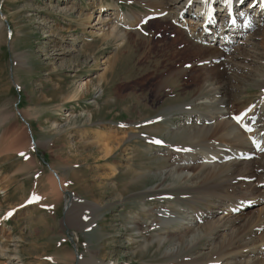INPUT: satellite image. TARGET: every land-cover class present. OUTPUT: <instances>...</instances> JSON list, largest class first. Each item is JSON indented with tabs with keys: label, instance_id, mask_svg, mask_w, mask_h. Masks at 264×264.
I'll use <instances>...</instances> for the list:
<instances>
[{
	"label": "rangeland",
	"instance_id": "rangeland-1",
	"mask_svg": "<svg viewBox=\"0 0 264 264\" xmlns=\"http://www.w3.org/2000/svg\"><path fill=\"white\" fill-rule=\"evenodd\" d=\"M101 1L0 0V264H168L162 256L167 246L148 248L150 237L134 222L150 226L161 207L178 211L176 218L161 219L156 229L168 223L181 237L186 212L190 208V217L195 213L193 201L198 200L195 207L201 211L210 197L188 191L191 182L176 186L172 179L163 180L178 160L168 156L167 146L180 145L171 141L170 133L187 128H174L185 116L179 110L204 112L199 102L212 99L204 86L217 88L222 82L231 87L232 113L259 101L257 85L264 75L261 40L234 46L233 51L241 48L244 53L234 56L235 66L227 60L230 54L199 53L172 20L159 19L166 12L175 18L186 0H107L121 6L126 23L138 11L155 10L147 29L140 24L141 13L139 23L132 21L139 26L136 32L120 27V40L105 39L102 24L95 18L84 20L106 0ZM110 13L107 18L114 20L116 13ZM263 32L262 27L252 36L258 39ZM114 56L121 60L100 81ZM205 61L209 65L200 66ZM170 70L181 78L168 87L161 80ZM79 83H87V90L74 101L64 100ZM94 129L106 133L90 136ZM146 139L163 141L166 147H149ZM182 174L190 178L193 172ZM158 185L160 191L155 192ZM33 195L40 200L28 203ZM258 201L232 227L239 235L232 250L226 246L228 232L222 231L212 241L224 254L219 259L208 262L204 241L180 257L201 254L199 264H264V229L251 233L264 219V202ZM12 209L16 213L7 222L5 212ZM205 223L192 227L186 238L202 233L198 228Z\"/></svg>",
	"mask_w": 264,
	"mask_h": 264
},
{
	"label": "bare ground",
	"instance_id": "bare-ground-1",
	"mask_svg": "<svg viewBox=\"0 0 264 264\" xmlns=\"http://www.w3.org/2000/svg\"><path fill=\"white\" fill-rule=\"evenodd\" d=\"M151 1L153 2L156 0H150V2ZM204 1L210 2V0H204ZM260 1H262V3H260ZM244 2L245 0L244 1L241 0L235 3L233 7L235 8L236 12L233 13L230 10V4L232 3V1L225 0L223 4L224 8L223 10H221L222 13L224 12L223 15L222 13H220L219 17H216V20L221 23L220 25L221 28L219 29L223 30L224 32L220 34L209 35L206 39H204L207 35L202 34V32H199L198 28H200L201 25L198 26L196 25V27L192 28L193 32L190 35L191 46L194 47L201 54H212V53H216L217 50H220L222 53H224L230 50L229 47L225 45L228 41L232 45L235 44L250 45L249 41H243V38L248 36L249 40H254V39L261 40L260 45L262 46V50L264 51V32L261 33V35L260 34L258 35L260 36V38L258 39L252 36V34H254L256 31L258 32L260 29H262V27L264 28V0H249V5L255 2L257 4L259 3L258 7L254 9V12H251V18L248 15H246V11L244 12V10L243 11L240 10L241 7L238 6L239 3H244ZM186 7L188 6L184 5L182 8L179 9L181 11ZM119 10L121 9L114 4H100L97 6L98 12L89 13L87 16H85L84 20L90 23L91 19L95 18L97 23L102 24V28L103 27L104 29L106 28V30H103L101 33L103 38L120 40L121 31L119 30V25L121 22L117 20H115L114 22L111 21L106 22L104 20L107 16L111 15L110 12L113 11L117 12ZM178 16L179 13H177L176 18ZM118 17L119 19L125 20V17L122 16V14ZM165 18L169 20L175 19L174 17L167 16L166 14L164 15L161 14L159 16L160 20H164ZM135 20L137 21L138 19L136 18ZM160 20L155 19L154 23L156 22V24H159ZM139 22L140 19L138 20L137 23ZM60 35L63 36V32H60ZM192 39H196L197 43H194ZM199 39L201 40L199 41ZM218 39H222L223 41L221 46H216V42L218 41ZM234 53L235 55H233ZM243 54L244 53L241 52V48H237L230 53L231 57H227V60L231 65L235 66V64H233L232 61L236 58H241ZM234 56L237 57L235 58ZM260 57L261 59H263L264 54L260 55ZM214 59H217V57H215ZM120 60H121L120 58L114 56V58H112L110 61L107 62L108 65L104 67L105 73H103L102 76L100 77V81H103L106 78L105 77L106 74L109 71H111L113 65L115 63L117 64ZM237 66L238 65H236V67ZM174 72L175 71L172 72V70H170L168 72L169 75L166 74L168 76L164 79L159 75L160 78L163 79L161 80V82L167 84L168 87L176 85V83L179 82L178 79H180L181 77L180 74L179 75L174 74ZM140 78L138 79L140 80ZM240 87H242L241 90H243L244 92L247 91L245 87L241 85ZM257 87L264 89V75L262 82L259 83ZM87 88H88L87 83H81V84L79 83V85L75 87L73 92L70 95L63 97V99L66 101H74L83 92H85ZM230 89L231 87L227 85L225 82H222V84L219 85L217 88H213V86H210V84L205 85L204 90H206V92L212 95V99L205 102H199V105L202 104L204 105L205 108L204 112L199 111L200 113L198 114L190 112V115L193 117L198 115V119H200L203 126L187 127L182 130L170 133V135H174L173 137H170V139H173L171 141L180 143L178 147L185 150L186 148L195 150V152L178 151L176 154L180 155L181 158L177 160L178 162H176L177 167H174L173 170L172 169L169 170L170 172H168V175L165 173L166 175L165 174L163 175V180L166 181L172 179V181L176 186L181 185L182 184L181 182H184L183 184L191 182L192 185H190L189 187L186 186V189L188 191L196 192L199 196H201L200 198H203L207 194L210 195L207 201H204L203 204L204 209L201 211H198V208L195 207L197 206L198 200L194 199L197 201H193L191 210L195 211V213L192 215L190 219H187V223L182 224V227L186 225H190V229H187V227L185 228L180 227L182 231L185 230V233L183 236L178 237L177 235L174 234L175 229L173 230L170 227V225H168V223L167 225L165 224V226L162 224L163 226L161 229H156V225L159 226L161 224L155 222V220L152 222L150 221L151 222L150 226H143V227L137 226L138 223L136 221L134 222V224H137L135 227L137 228V230L142 231V234L150 237L151 243L148 244V248L156 247V249L159 250L164 246H167V250L163 252L162 256H163V260L166 259L169 261L168 264H199L201 261L199 262L198 258L202 256L201 254H199L195 258H191L189 255L186 254L185 256H183L184 258H181L182 257L181 255L187 252L192 253L195 249H197V247L203 241L206 244L205 246L208 247L207 253L210 254L208 258L209 260L208 262H211L214 259L223 256L224 254L221 255L218 253V250L216 249L217 246L212 242L214 239L218 238V232H222V231L228 232L227 236L230 237V241L229 244H227L226 246L228 250L230 249L232 250L231 248L233 247L232 243L238 242L237 236L239 235H236L237 230H231V229H235L232 227L238 221H240V214H243L241 210L248 209L259 199L264 201V112L260 111L259 108L255 107L252 109V111L248 113L244 112L240 114V120H239L240 123L244 127H247L252 131L251 137H254V142L252 143V147H254L255 144L261 145L260 150L258 152H255L253 148L249 147L248 142L245 141L244 134L234 125V123H232L225 116L226 114H228V110L232 108V102L230 100V93H231ZM261 100L264 103V96H261ZM179 113L185 115L188 114V110L180 109ZM204 122H207V124L211 122L212 124L205 125ZM105 133L106 132H101L99 130L94 129L90 131L89 135L95 136ZM211 135H213L212 137L215 136L214 139L211 138ZM234 138L237 139L243 138V139L240 142L238 140H235ZM214 140L216 141L218 140L219 142L225 144L228 143L229 145H231V147L228 146L227 148H232V150L236 152V155H233L234 152L231 153V151L225 149V147L223 146L226 145H223L221 143H218L216 147H211L210 144H212ZM201 149H210L209 151L210 155L217 154L219 157H221L220 163L218 165H212V166L208 164H201L200 166L197 167L186 165L187 163H189V161L192 162V160L200 159L199 151H201ZM228 152L231 153V156L233 157L234 160L232 162L222 163L224 159L230 157V155H227ZM183 155H186V158H184ZM184 170L192 171L193 172V174H191L192 176L189 178L187 175H183L182 172ZM51 178L52 179L54 178L53 180L55 181L57 188L61 189L62 191L61 180L54 173ZM261 186H263L262 189L259 188ZM158 187L159 185L155 187L154 190L155 192L160 191ZM256 197H258L259 199L255 200L254 198ZM193 207H195V210L193 209ZM260 213L262 215L264 213V210ZM221 214H224V216L221 217ZM147 215L151 216L150 213ZM216 217L217 219L215 220ZM225 218L226 220H224ZM204 221L206 222L205 225L201 226L202 228L201 227L198 228L201 229L202 233L195 234L193 237L190 236L191 238H186L188 236L187 232L190 231L192 227L196 225L198 226V223ZM263 229H264V219L262 218V220L259 223L254 225V228L252 229L251 233ZM162 234H166V235L163 236ZM221 244L224 245L225 242H222ZM173 259H177V260L172 262ZM231 259L234 260V258ZM217 261L219 262V260ZM234 264H240V262H235Z\"/></svg>",
	"mask_w": 264,
	"mask_h": 264
},
{
	"label": "snow or ice",
	"instance_id": "snow-or-ice-1",
	"mask_svg": "<svg viewBox=\"0 0 264 264\" xmlns=\"http://www.w3.org/2000/svg\"><path fill=\"white\" fill-rule=\"evenodd\" d=\"M237 122H239V118H237ZM154 143H157L158 144V143H160V141H154ZM39 200H40V197L38 195H33L32 197H30L28 203L38 202ZM9 215H11V213H9Z\"/></svg>",
	"mask_w": 264,
	"mask_h": 264
}]
</instances>
